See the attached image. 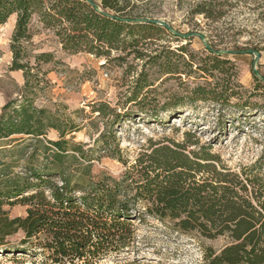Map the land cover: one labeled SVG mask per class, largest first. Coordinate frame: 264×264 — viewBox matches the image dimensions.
Here are the masks:
<instances>
[{
  "label": "trees",
  "instance_id": "trees-1",
  "mask_svg": "<svg viewBox=\"0 0 264 264\" xmlns=\"http://www.w3.org/2000/svg\"><path fill=\"white\" fill-rule=\"evenodd\" d=\"M137 1L0 0V24L17 15L9 70H22L25 78L23 100L10 99L2 107L0 139L26 135L32 142L30 146L34 142L40 148L47 130L56 129L61 134L60 140H49L43 147L46 162L36 163L33 151L25 160L24 172L12 173L10 162L0 163V250L28 253L32 247L40 246L55 264H100L110 253H119L131 245L137 221L152 217L170 222L184 233L197 232L209 239L228 237L229 243L221 249L206 250L203 264H264V178L258 171L232 170L211 145H200L199 139L151 140L129 163L116 139H107V132H103V151L117 158L126 169L118 176L107 172L94 175L82 144H74L72 151L85 162L69 153V141L63 139L67 129L59 117L35 105L33 96L41 88L39 75H46L47 71L38 68L33 73L29 63L23 61V44L32 36L34 14L55 30L63 49L72 53H91L104 57L106 62L133 56L166 73L179 69L173 56L185 63L186 57L193 58L186 45L177 50L166 47V54L145 51V46L159 39L156 36L161 33L187 39L190 33L173 32L156 23L157 19L147 15ZM209 6L203 2L192 14L214 21L223 17V13H215ZM206 47L209 54L198 68L213 77L219 72L224 83L197 85L191 91L193 99L229 102L234 96L228 93L234 63L223 57L224 52L213 51L209 44ZM115 53L119 55L115 57ZM51 59V53L38 56L45 62ZM254 74L258 82L264 80L255 71ZM142 89L141 85L130 100L140 104ZM109 108L108 104L99 103L95 111L104 115ZM109 110L120 116L114 109ZM70 128L73 130L74 126ZM19 140L23 139H11L17 144ZM27 146L19 144L12 152L17 148L25 155ZM19 203L27 206V214L11 217L5 205ZM20 230L25 235L22 243L27 246L11 247L9 237Z\"/></svg>",
  "mask_w": 264,
  "mask_h": 264
},
{
  "label": "rangeland",
  "instance_id": "rangeland-1",
  "mask_svg": "<svg viewBox=\"0 0 264 264\" xmlns=\"http://www.w3.org/2000/svg\"><path fill=\"white\" fill-rule=\"evenodd\" d=\"M203 2L210 3L209 8L223 13V17L214 21L192 14ZM136 3L150 17L166 21L175 32L190 33L188 39L170 32L161 33L156 36L159 39L145 46L146 52L154 54L157 50L166 54V47L177 50L186 45L193 58L186 57L188 63H185L173 56L174 63L180 65L177 72L166 73L133 56L106 62L104 57L91 53L66 51L54 29L46 27L38 14L32 18V36L23 44L26 55L23 61L29 63L33 73L38 68L47 71L46 75H39L41 88L33 96L35 105L59 117L67 129L63 139L69 141V153L84 161L72 151L74 144H82L85 158L93 164L92 174L107 172L118 176L126 166L103 151V132H107V139H116L123 158L129 163L134 162L151 140L199 139L200 145H211L213 152L232 170L241 172L253 168L264 178V80L258 82L253 69L255 52H259L256 69L264 77V0H139ZM16 19L15 14L0 24V112L8 100H23V71L9 70ZM206 43L214 50L223 51V57L234 63L228 86V93L234 96L229 102L194 100L191 94L197 85L224 83L219 72L213 77L198 68L209 54ZM42 53H51L52 59L38 60ZM141 85L143 89L138 98L141 102L136 104L130 99ZM99 103L108 104L120 116L109 109L100 115L95 111ZM18 138L23 139L19 144L28 145L25 155L17 148L12 152L19 144L11 139ZM41 139L40 148L34 142L30 146L32 142L26 135L0 139V163L10 162L12 173L24 172L25 160L33 151H36V163L46 162L43 147L49 140H60L61 134L49 129ZM5 208L11 217L27 214V206L20 203L5 205ZM24 236L20 230L9 237L11 247L27 246L22 243ZM229 241L228 237L209 239L197 232L184 233L170 222L147 217L143 222H136L131 245L119 253H110L100 264H203L206 250L211 247L219 250ZM47 253L40 246L32 247L28 253L0 250V264H55L47 259Z\"/></svg>",
  "mask_w": 264,
  "mask_h": 264
},
{
  "label": "water",
  "instance_id": "water-1",
  "mask_svg": "<svg viewBox=\"0 0 264 264\" xmlns=\"http://www.w3.org/2000/svg\"><path fill=\"white\" fill-rule=\"evenodd\" d=\"M155 21H156V23H158V24H160V25H164V26L168 27L171 31L175 32V31L173 30V28H172V27H171L166 21H163V20H160V19H157V20H155ZM196 34L204 39V36H203L202 34H200V33H196ZM206 46H208L207 43H206ZM213 51H215V50H213ZM221 52H223V51H221ZM255 54H256V59H255V62H254V68H253V69H254V71L256 72V74H257L259 77H261V76L259 75V72H258L257 69H256L257 61H258V59L260 58V53H259V52H255Z\"/></svg>",
  "mask_w": 264,
  "mask_h": 264
},
{
  "label": "crops",
  "instance_id": "crops-1",
  "mask_svg": "<svg viewBox=\"0 0 264 264\" xmlns=\"http://www.w3.org/2000/svg\"><path fill=\"white\" fill-rule=\"evenodd\" d=\"M18 71H20V70H17L16 72H18Z\"/></svg>",
  "mask_w": 264,
  "mask_h": 264
},
{
  "label": "bare ground",
  "instance_id": "bare-ground-1",
  "mask_svg": "<svg viewBox=\"0 0 264 264\" xmlns=\"http://www.w3.org/2000/svg\"><path fill=\"white\" fill-rule=\"evenodd\" d=\"M13 16V15H12Z\"/></svg>",
  "mask_w": 264,
  "mask_h": 264
}]
</instances>
